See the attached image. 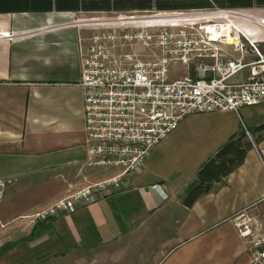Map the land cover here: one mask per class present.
Wrapping results in <instances>:
<instances>
[{
  "label": "crops",
  "instance_id": "obj_1",
  "mask_svg": "<svg viewBox=\"0 0 264 264\" xmlns=\"http://www.w3.org/2000/svg\"><path fill=\"white\" fill-rule=\"evenodd\" d=\"M81 14H0L2 221L114 173L86 166L79 48L97 25L82 23ZM218 130L185 153L180 143L200 130L177 128L122 191L36 225L31 264H52L54 247L64 253L104 245L111 246L115 264H247L250 238L240 237L236 226L264 233V131L247 130L252 148L242 165L190 208L181 203L199 167L237 135L233 128ZM155 184L165 200L150 189Z\"/></svg>",
  "mask_w": 264,
  "mask_h": 264
},
{
  "label": "built area",
  "instance_id": "obj_2",
  "mask_svg": "<svg viewBox=\"0 0 264 264\" xmlns=\"http://www.w3.org/2000/svg\"><path fill=\"white\" fill-rule=\"evenodd\" d=\"M242 13L213 9L166 13L180 15L174 21H149L144 16L114 21L109 28L96 24L79 48L86 166L114 173L21 217L25 228L72 215L122 191L151 150L184 118L237 114L241 108L262 103L264 39L257 44L254 35L248 36L255 34L251 28L239 30L235 25L237 21L261 23ZM159 14L164 13L154 15ZM229 37L235 43H229ZM118 41L134 54L114 57ZM146 51L151 56L140 54ZM173 67L183 69L184 76L171 78ZM246 136L251 140L247 132ZM3 188L0 182V197ZM150 189L167 198L160 185ZM236 227L240 237L250 238L247 264H264V233H254L246 223Z\"/></svg>",
  "mask_w": 264,
  "mask_h": 264
},
{
  "label": "rangeland",
  "instance_id": "obj_3",
  "mask_svg": "<svg viewBox=\"0 0 264 264\" xmlns=\"http://www.w3.org/2000/svg\"><path fill=\"white\" fill-rule=\"evenodd\" d=\"M242 14L248 18L256 20H264V8H252L247 10H241ZM155 13H128V14H81L79 19L81 20H105L100 23L101 27L111 26V23L114 21H120L121 17L129 19L131 17L141 18V17H150L155 16ZM125 19V20H126ZM240 22V23H239ZM88 27L95 24H88ZM119 24V23H118ZM108 25V26H107ZM120 25V24H119ZM236 27L239 30H249L251 28L255 34H249L248 36H255L253 38L257 44L263 41L264 39V28L261 24H253L252 22H235ZM252 25L253 27H250ZM261 49L264 53V43H261ZM146 50V49H145ZM151 56V51L140 52ZM112 54L116 58L123 57L125 55H133V50L129 49L122 42H115V47L112 50ZM141 60L146 58L140 57ZM172 72L174 74L171 78H181L184 76L185 71L179 67H173ZM239 122V125L237 124ZM261 123H264V101L258 105L245 107L240 109L237 115L228 112H213V113H203L195 114L184 118L178 125V131L186 129L188 126L199 128V135H190L185 140H183L180 145L185 153L191 152L199 143L211 137L215 131L218 133V129L233 128L235 129L237 135H245L246 131H252L251 127L257 126ZM174 133V132H173ZM236 135V136H237ZM248 139V138H247ZM246 139V140H247ZM154 149V148H153ZM152 151V150H151ZM177 171L173 172V175L176 176ZM102 177V175H101ZM103 177L105 175L103 174ZM28 216V214L26 215ZM7 218L14 217L10 214L5 216ZM20 216L10 221H2L3 216H0V264H31V254L33 252V242H31L30 232L25 228V224ZM59 247H54L50 253L52 256V264H115L111 261L112 248L111 246L104 245L101 248L96 249H81L70 247L68 249H63ZM81 249V250H80ZM62 254L69 256V259L66 261H59L58 257ZM119 264H122L120 262Z\"/></svg>",
  "mask_w": 264,
  "mask_h": 264
},
{
  "label": "trees",
  "instance_id": "obj_4",
  "mask_svg": "<svg viewBox=\"0 0 264 264\" xmlns=\"http://www.w3.org/2000/svg\"><path fill=\"white\" fill-rule=\"evenodd\" d=\"M264 8V0H0V14L17 13H178L200 10H247ZM264 131V124L250 132ZM252 148L245 135L232 136L197 170L195 180L181 199L190 208L239 168ZM39 225V224H38ZM37 226L32 229L35 230Z\"/></svg>",
  "mask_w": 264,
  "mask_h": 264
},
{
  "label": "bare ground",
  "instance_id": "obj_5",
  "mask_svg": "<svg viewBox=\"0 0 264 264\" xmlns=\"http://www.w3.org/2000/svg\"><path fill=\"white\" fill-rule=\"evenodd\" d=\"M178 14H159L158 16L155 17H145V20H149V21H153V20H157V19H163L165 21H174V18H177ZM154 18V19H151ZM126 18H121L119 20H125ZM105 20H97V19H92V20H88V21H81L82 23H88V24H98V23H102ZM255 22L257 23H261L262 27L264 28V20H256ZM1 39V38H0ZM235 39L229 37L228 38V42L229 43H235Z\"/></svg>",
  "mask_w": 264,
  "mask_h": 264
}]
</instances>
